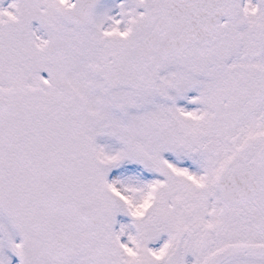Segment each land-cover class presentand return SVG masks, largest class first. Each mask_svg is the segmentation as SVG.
Here are the masks:
<instances>
[{
	"label": "snow or ice",
	"instance_id": "6c2138e0",
	"mask_svg": "<svg viewBox=\"0 0 264 264\" xmlns=\"http://www.w3.org/2000/svg\"><path fill=\"white\" fill-rule=\"evenodd\" d=\"M0 264H264V0H0Z\"/></svg>",
	"mask_w": 264,
	"mask_h": 264
}]
</instances>
